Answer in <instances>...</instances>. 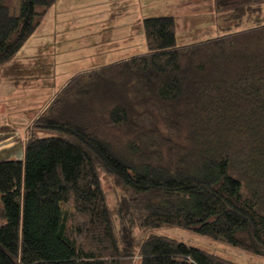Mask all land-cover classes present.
I'll use <instances>...</instances> for the list:
<instances>
[{
  "label": "trees",
  "instance_id": "16d2710c",
  "mask_svg": "<svg viewBox=\"0 0 264 264\" xmlns=\"http://www.w3.org/2000/svg\"><path fill=\"white\" fill-rule=\"evenodd\" d=\"M17 1L0 0V65L56 0ZM214 6L223 33L184 45L173 16L143 18L145 53L70 78L0 160V264H236L126 227L264 256V0ZM102 175L125 193L120 234Z\"/></svg>",
  "mask_w": 264,
  "mask_h": 264
},
{
  "label": "rangeland",
  "instance_id": "374dc122",
  "mask_svg": "<svg viewBox=\"0 0 264 264\" xmlns=\"http://www.w3.org/2000/svg\"><path fill=\"white\" fill-rule=\"evenodd\" d=\"M5 2L15 8L18 6L17 0H5ZM164 15H171L175 19L177 45L206 40L223 33L218 28V15L215 11L214 0H56L43 16L35 30L36 33L34 31L35 34L33 33L26 40L11 58L12 60H9L11 62L7 61L0 65V78L2 79H6L4 74H8L13 67H17L19 75H24L22 78L15 77L16 82L13 81L17 85L11 93L12 100L8 101V97H4L3 94L7 92L6 88L4 91L0 89V107L16 105L14 119L12 120V115H10V120L17 130L13 151L10 149L12 147L6 148L8 146L6 141L0 143V160L22 158V147H24L27 133L33 130L38 116L44 112L63 88L58 89L53 97L52 94L41 96L40 99L38 98L40 103L34 104V91L39 88V84L34 81L36 78L25 77L30 75L29 71L19 69L14 62L16 59L19 60V56L35 53L34 49L40 41L54 38V42L47 43L53 50L46 48L45 51L53 55L56 51L55 54L60 58L59 63L63 67L64 78L68 76L72 78L77 73L95 71L114 62L116 55L123 56L121 60H125L133 54L145 53L142 19ZM262 15L264 16V10ZM252 25L253 21L244 20L238 28ZM117 59L116 61L120 60ZM60 80V77L56 78V82ZM21 139H24L23 142ZM6 152H12L13 155L6 157ZM101 180L108 205L115 215L117 231L120 234L117 210L121 209L120 213L124 212L122 200L125 193L111 177L102 175ZM126 231L128 239H131L134 245L147 235L155 234L200 248L236 264H264L263 255L233 247L222 241L199 235L192 230L164 226L146 232L137 227H126ZM135 250L136 248H134V253ZM133 264H138L136 255L133 257Z\"/></svg>",
  "mask_w": 264,
  "mask_h": 264
},
{
  "label": "crops",
  "instance_id": "0c3cea01",
  "mask_svg": "<svg viewBox=\"0 0 264 264\" xmlns=\"http://www.w3.org/2000/svg\"><path fill=\"white\" fill-rule=\"evenodd\" d=\"M35 33H36V31H35ZM52 41L54 42V38H53V40L47 39L45 41H40L38 43L37 47L34 49L35 53L21 55L18 57L19 58L18 61H17V59H16V61H14L20 70L29 71L30 75L25 76V77L36 78V80H34V81L39 84V88L35 89V91H34V94H35V97H34L35 100L33 101L34 104L40 103L38 101H39L41 96L45 97V95L52 94V97H53L55 95V93L57 92V90L62 88L64 86V84L68 81V79L70 78V76L64 78L63 67L59 63L60 58L58 57L57 54H55L57 52L55 51V53L53 55L52 53H46V51H45L46 48H51V47H49V45L47 43L52 42ZM52 50H50V52ZM50 55H53V56L50 57ZM133 55H138V54H133ZM133 55H131V56H133ZM116 56L120 60L123 58V56H119V55H116ZM119 57H121V58H119ZM116 59L114 60V62L116 61ZM9 62H11V61H9ZM4 75L6 76V79L0 78V89L2 88V91H4V88L7 89V92L4 93L3 95H4V97L7 96L8 97L7 100L9 101V100H12L11 98H13V97H11V93L17 85L14 83V82H16L15 77L22 78L24 75H19L17 73V67L16 68L13 67L11 70H9L8 74H4ZM57 77L61 78V80L59 82H56ZM3 95H2V97H3ZM48 97H50V96H48ZM15 110H16L15 104L12 106H6V108L0 107V143L6 141L7 145H8L6 148L9 149L10 147H12V148H10L12 151L14 150L13 149L14 148V142L16 141V138H17V134H16L17 130L15 129L14 124L11 123V121L14 119ZM10 115H12V120H10V118H11ZM1 128H2V130H1ZM23 140L21 139L22 142H23ZM22 146H23V144H22ZM23 150H24V147H22V152H23ZM6 155H7L6 157H10V155H13V153L12 152L11 153L6 152Z\"/></svg>",
  "mask_w": 264,
  "mask_h": 264
}]
</instances>
